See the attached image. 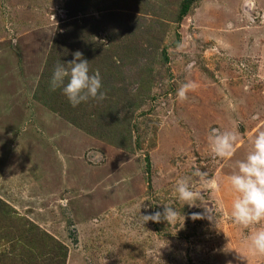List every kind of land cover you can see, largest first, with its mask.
Wrapping results in <instances>:
<instances>
[{"label": "rangeland", "instance_id": "obj_1", "mask_svg": "<svg viewBox=\"0 0 264 264\" xmlns=\"http://www.w3.org/2000/svg\"><path fill=\"white\" fill-rule=\"evenodd\" d=\"M181 1L0 0V64L11 68L0 72L11 108L0 115V264H62L65 250L64 264H264L243 242L264 223L229 219L227 183L264 130V0H196L179 18ZM76 52L92 71L112 69L103 100L72 107L44 87ZM41 99L91 130L100 115L130 117L131 140L112 145L103 129L85 132ZM213 128L238 132L231 158L210 153ZM196 168L219 182L202 192L215 223L191 220L203 208L176 199L175 181ZM170 202L184 224L143 223ZM22 252L33 256L23 263Z\"/></svg>", "mask_w": 264, "mask_h": 264}, {"label": "clouds", "instance_id": "obj_2", "mask_svg": "<svg viewBox=\"0 0 264 264\" xmlns=\"http://www.w3.org/2000/svg\"><path fill=\"white\" fill-rule=\"evenodd\" d=\"M49 86L52 91L60 89L72 107H77L90 99L99 101L105 98V92L101 91L100 72L90 70L89 61L83 59L80 52H76L69 62H57L50 77ZM191 87L189 83L179 87L177 95L181 100L186 99V92ZM237 142L238 132L235 130L221 131L213 128L207 135L209 151L214 158L218 159L231 158L236 150ZM192 177H198L199 183L194 182ZM227 183L236 193L231 203L229 219L244 227L264 223V130H258L254 134L251 150L244 159L236 162V170L227 177ZM209 190L218 191L219 182L216 178H210L199 168L192 171L191 177L178 178L174 185L176 199L182 201L183 205L186 204L190 208H203L201 212L189 213L188 218L208 219L215 223L213 213L202 206L204 199L202 192ZM197 201L200 203L198 204ZM141 217L144 224L148 221L160 222L163 219L175 225L180 220L184 224L185 220L181 209L178 210L171 202L164 203L162 213L156 211L143 214ZM243 242L251 254H264V227H257L245 235Z\"/></svg>", "mask_w": 264, "mask_h": 264}, {"label": "trees", "instance_id": "obj_3", "mask_svg": "<svg viewBox=\"0 0 264 264\" xmlns=\"http://www.w3.org/2000/svg\"><path fill=\"white\" fill-rule=\"evenodd\" d=\"M196 1V0H182L180 2V5H179V10H178V17L181 18L182 16H184L185 14H187V12L189 11L191 5L193 4V2ZM46 67H47V64L44 65V68H43V71H42V74L40 76V80H39V86L40 87H43L42 85L44 83H42L44 80H46L47 78H49V76L51 75V72H48L46 71ZM103 68V67H102ZM112 68H110L109 70H106L105 73H102L101 71L100 72V75L101 77L103 78H108L111 76L110 73H108ZM105 82H107V79L105 80ZM45 90L47 92H55V91H52L50 89V86H46L44 87ZM40 92H41V88H40ZM39 99V98H38ZM41 102L48 108H50V110L56 112L57 114H59V116L65 118L66 120H68L70 123H72L73 125H75L76 127L78 128H81L83 129L85 132H88L90 134L93 133V129H96V127H99L101 129H103L104 131H106L105 135H104V140H106L108 143L112 144V145H115L119 148H123L125 147V143L122 142V140H125V142L127 140H131V136H132V129H129L127 126L130 125V122H131V118L130 117H124L123 119H118V117H120L118 114L116 115H113V116H109V115H100L97 117L96 121H93L91 120L92 122V130L81 125L80 123L77 122V120L73 117H70V116H67L66 113H64V107L62 106H56L54 105L53 103L54 102H51L50 100L47 102L46 100L44 99H41ZM51 102V103H50ZM110 104H108V106H110ZM80 114L81 115H87L88 118H91L92 115H98L95 113V111L91 110L90 113L88 112V108L86 107H81L80 108ZM86 113V114H85ZM116 119V120H115ZM123 124H126V128L128 130V132L126 133L127 135L124 134V130L122 129L123 127H121V125ZM146 163H148V159L146 160ZM63 248V246H62ZM66 252V250H65ZM63 253V256L64 258L62 259V264H64V261H65V256H66V253ZM33 255H30V256H25L24 255V252L21 253V258L20 260L23 262V263H26L27 260L29 261V259L32 257Z\"/></svg>", "mask_w": 264, "mask_h": 264}, {"label": "crops", "instance_id": "obj_4", "mask_svg": "<svg viewBox=\"0 0 264 264\" xmlns=\"http://www.w3.org/2000/svg\"><path fill=\"white\" fill-rule=\"evenodd\" d=\"M10 66V65H9ZM9 66H7V64H5V65H1L0 64V72L1 71H3V73H5V75H3L2 77L3 78H6V77H8L7 76V72H9V71H11V68L9 67ZM9 67V68H8ZM2 81H5V80H2ZM1 82V81H0ZM6 82V81H5ZM6 98V97H5ZM3 99H4V97L2 96V93L0 92V105H1V107H0V115H9L11 112H9L10 110H11V108L10 107H8L7 106V109L9 110H7L4 106V104L2 103L3 102ZM15 101H16V98H15ZM16 107H18L17 105H16ZM39 108L40 109H42L43 108V105H39ZM44 110L46 109V108H43ZM43 109H42V112H44L43 111ZM47 112H49V113H52V111L50 110V109H47ZM53 114H55V113H53ZM43 121V120H42ZM41 121V122H42ZM63 124V123H62Z\"/></svg>", "mask_w": 264, "mask_h": 264}]
</instances>
